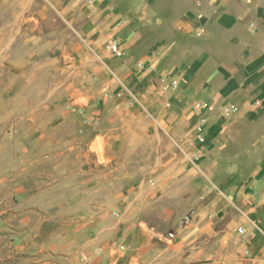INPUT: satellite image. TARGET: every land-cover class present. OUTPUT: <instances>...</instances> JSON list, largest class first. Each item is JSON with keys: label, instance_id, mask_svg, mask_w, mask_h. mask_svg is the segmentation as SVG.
Returning a JSON list of instances; mask_svg holds the SVG:
<instances>
[{"label": "rangeland", "instance_id": "rangeland-1", "mask_svg": "<svg viewBox=\"0 0 264 264\" xmlns=\"http://www.w3.org/2000/svg\"><path fill=\"white\" fill-rule=\"evenodd\" d=\"M206 10L0 0V264L263 263L258 43Z\"/></svg>", "mask_w": 264, "mask_h": 264}, {"label": "crops", "instance_id": "crops-1", "mask_svg": "<svg viewBox=\"0 0 264 264\" xmlns=\"http://www.w3.org/2000/svg\"><path fill=\"white\" fill-rule=\"evenodd\" d=\"M206 20L224 29L243 30L248 38L257 41L256 49L246 44L245 53L254 55L246 66L249 71L259 72V82L264 81V0H207ZM251 187L245 190L253 198L245 213L254 215L252 219L243 218L241 227L244 232L252 231V236L245 240L243 247L248 250L250 259L260 262L264 253V184L258 185L256 181Z\"/></svg>", "mask_w": 264, "mask_h": 264}, {"label": "built area", "instance_id": "built-area-1", "mask_svg": "<svg viewBox=\"0 0 264 264\" xmlns=\"http://www.w3.org/2000/svg\"><path fill=\"white\" fill-rule=\"evenodd\" d=\"M111 50L118 55L122 53V51H120L119 47L116 44L111 45ZM238 232L243 233L244 229L242 227H239ZM263 264H264V261H263Z\"/></svg>", "mask_w": 264, "mask_h": 264}]
</instances>
